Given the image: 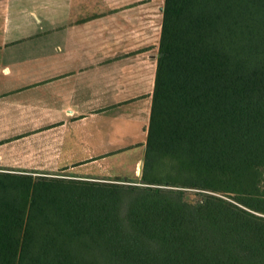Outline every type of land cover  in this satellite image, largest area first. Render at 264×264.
I'll use <instances>...</instances> for the list:
<instances>
[{
	"label": "trees",
	"instance_id": "obj_1",
	"mask_svg": "<svg viewBox=\"0 0 264 264\" xmlns=\"http://www.w3.org/2000/svg\"><path fill=\"white\" fill-rule=\"evenodd\" d=\"M141 182L0 171V264H264V0H165Z\"/></svg>",
	"mask_w": 264,
	"mask_h": 264
},
{
	"label": "crops",
	"instance_id": "obj_2",
	"mask_svg": "<svg viewBox=\"0 0 264 264\" xmlns=\"http://www.w3.org/2000/svg\"><path fill=\"white\" fill-rule=\"evenodd\" d=\"M164 6L0 0V171L112 182L145 154Z\"/></svg>",
	"mask_w": 264,
	"mask_h": 264
},
{
	"label": "rangeland",
	"instance_id": "obj_3",
	"mask_svg": "<svg viewBox=\"0 0 264 264\" xmlns=\"http://www.w3.org/2000/svg\"><path fill=\"white\" fill-rule=\"evenodd\" d=\"M142 163L143 165L141 166ZM144 163H145V154L143 155L142 153H138V152L131 153V154L130 153L122 154V161L119 163V165L122 166L121 169L123 171L121 173H118L117 170H113L110 173L111 175H108L107 178L114 180V181L107 182V183H116L119 185L124 183V184L145 186L146 184L141 182ZM117 180H124V182L123 181L118 182ZM101 183H104V182H101ZM154 186H157V185H154ZM174 189H179L183 192L182 195H183L184 201L195 204V205L202 204L206 199V194L211 193L209 191L201 190L198 188L176 187ZM222 197L228 199L229 201L236 203L233 199L229 198L228 196H222Z\"/></svg>",
	"mask_w": 264,
	"mask_h": 264
},
{
	"label": "bare ground",
	"instance_id": "obj_4",
	"mask_svg": "<svg viewBox=\"0 0 264 264\" xmlns=\"http://www.w3.org/2000/svg\"><path fill=\"white\" fill-rule=\"evenodd\" d=\"M141 166H142V164H141Z\"/></svg>",
	"mask_w": 264,
	"mask_h": 264
},
{
	"label": "water",
	"instance_id": "obj_5",
	"mask_svg": "<svg viewBox=\"0 0 264 264\" xmlns=\"http://www.w3.org/2000/svg\"><path fill=\"white\" fill-rule=\"evenodd\" d=\"M142 165H143V163H142Z\"/></svg>",
	"mask_w": 264,
	"mask_h": 264
}]
</instances>
